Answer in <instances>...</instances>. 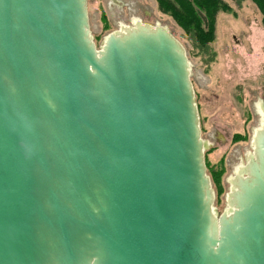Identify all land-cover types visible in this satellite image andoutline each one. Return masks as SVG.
Segmentation results:
<instances>
[{
	"label": "water",
	"instance_id": "water-1",
	"mask_svg": "<svg viewBox=\"0 0 264 264\" xmlns=\"http://www.w3.org/2000/svg\"><path fill=\"white\" fill-rule=\"evenodd\" d=\"M252 144L216 216L180 43L137 22L96 49L86 0H0V264H264Z\"/></svg>",
	"mask_w": 264,
	"mask_h": 264
},
{
	"label": "rangeland",
	"instance_id": "rangeland-1",
	"mask_svg": "<svg viewBox=\"0 0 264 264\" xmlns=\"http://www.w3.org/2000/svg\"><path fill=\"white\" fill-rule=\"evenodd\" d=\"M224 1L231 11L217 14L214 39L205 46H198L170 16L158 9L155 0H86L89 33L96 49L109 33L132 27L137 22L164 27L184 49L200 139L207 145V160L215 164L222 158L224 165L222 192L218 194L204 156L213 191L211 206L216 216L227 209L232 182L253 153L254 132L264 125L261 15L248 0ZM237 133L244 138L233 141Z\"/></svg>",
	"mask_w": 264,
	"mask_h": 264
},
{
	"label": "trees",
	"instance_id": "trees-1",
	"mask_svg": "<svg viewBox=\"0 0 264 264\" xmlns=\"http://www.w3.org/2000/svg\"><path fill=\"white\" fill-rule=\"evenodd\" d=\"M158 9L170 16L175 23L189 35L191 41L198 46H205L215 36L216 17L220 11L230 12V5L224 0H155ZM244 0H236L240 3ZM254 4L261 15V25L264 29V0H248ZM106 28V27H105ZM243 135L237 133L233 141L242 140ZM205 163L215 186L216 192H222L221 175L224 170L223 160L210 163L206 157Z\"/></svg>",
	"mask_w": 264,
	"mask_h": 264
},
{
	"label": "bare ground",
	"instance_id": "bare-ground-1",
	"mask_svg": "<svg viewBox=\"0 0 264 264\" xmlns=\"http://www.w3.org/2000/svg\"><path fill=\"white\" fill-rule=\"evenodd\" d=\"M126 29V28H125ZM121 30H123V29H121Z\"/></svg>",
	"mask_w": 264,
	"mask_h": 264
}]
</instances>
